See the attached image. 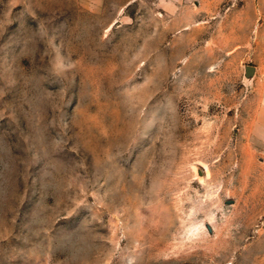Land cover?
<instances>
[{"label":"rangeland","instance_id":"obj_1","mask_svg":"<svg viewBox=\"0 0 264 264\" xmlns=\"http://www.w3.org/2000/svg\"><path fill=\"white\" fill-rule=\"evenodd\" d=\"M239 1L0 0V264H264Z\"/></svg>","mask_w":264,"mask_h":264},{"label":"crops","instance_id":"obj_2","mask_svg":"<svg viewBox=\"0 0 264 264\" xmlns=\"http://www.w3.org/2000/svg\"><path fill=\"white\" fill-rule=\"evenodd\" d=\"M226 28V41L235 42L254 66H264V0H240L221 21Z\"/></svg>","mask_w":264,"mask_h":264},{"label":"water","instance_id":"obj_3","mask_svg":"<svg viewBox=\"0 0 264 264\" xmlns=\"http://www.w3.org/2000/svg\"><path fill=\"white\" fill-rule=\"evenodd\" d=\"M244 71L246 77H251L254 73V66L252 64H245Z\"/></svg>","mask_w":264,"mask_h":264}]
</instances>
